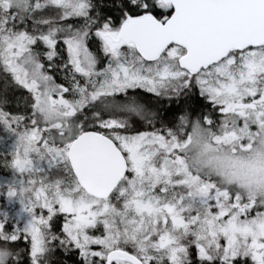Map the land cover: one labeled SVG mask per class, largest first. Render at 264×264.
<instances>
[{
    "label": "snow or ice",
    "instance_id": "obj_1",
    "mask_svg": "<svg viewBox=\"0 0 264 264\" xmlns=\"http://www.w3.org/2000/svg\"><path fill=\"white\" fill-rule=\"evenodd\" d=\"M0 264H264V0H0Z\"/></svg>",
    "mask_w": 264,
    "mask_h": 264
},
{
    "label": "water",
    "instance_id": "obj_2",
    "mask_svg": "<svg viewBox=\"0 0 264 264\" xmlns=\"http://www.w3.org/2000/svg\"><path fill=\"white\" fill-rule=\"evenodd\" d=\"M91 163L93 171L99 179L103 180L110 173V161L102 154H93Z\"/></svg>",
    "mask_w": 264,
    "mask_h": 264
}]
</instances>
